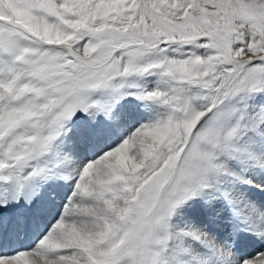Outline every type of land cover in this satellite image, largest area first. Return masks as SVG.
I'll return each instance as SVG.
<instances>
[{"label": "snow or ice", "instance_id": "1", "mask_svg": "<svg viewBox=\"0 0 264 264\" xmlns=\"http://www.w3.org/2000/svg\"><path fill=\"white\" fill-rule=\"evenodd\" d=\"M0 264H264V0H0Z\"/></svg>", "mask_w": 264, "mask_h": 264}]
</instances>
